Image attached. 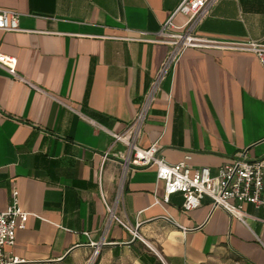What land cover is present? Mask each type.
Listing matches in <instances>:
<instances>
[{"label": "crops", "instance_id": "obj_1", "mask_svg": "<svg viewBox=\"0 0 264 264\" xmlns=\"http://www.w3.org/2000/svg\"><path fill=\"white\" fill-rule=\"evenodd\" d=\"M180 1L0 0L18 12L20 31H0V54L16 60L21 77L0 67V211L17 191L21 208L37 215L7 256L90 264L97 250L93 264H264V224L212 209L207 196L189 212L178 192L164 202L154 168L124 174L127 148L111 135L144 108L170 50L150 39ZM196 32L264 44V0H219ZM136 145H155L169 164L190 153L192 168L212 174L240 154L263 159L264 73L255 54L183 49L152 93Z\"/></svg>", "mask_w": 264, "mask_h": 264}, {"label": "built area", "instance_id": "obj_2", "mask_svg": "<svg viewBox=\"0 0 264 264\" xmlns=\"http://www.w3.org/2000/svg\"><path fill=\"white\" fill-rule=\"evenodd\" d=\"M219 0H181L178 6L164 20L152 42L166 44L170 47L168 58L164 64L160 76L154 83V88L148 96L144 108L136 115L124 132H111L115 142L126 146L124 156L125 169L154 168L156 180L164 186L163 201L168 202L173 193H180L183 197L181 208L189 212L198 208L203 197L211 199V208H219L231 217L245 222L252 218L264 224V158L260 160H247L244 155L231 159L222 164L215 174L211 173L208 166L192 168L190 165L191 154L187 153L182 160L169 164L158 155L155 145L141 148L136 145V138L140 131V125L144 117L145 109L152 97L153 91L158 86L169 66L176 62L183 49L193 48H241L255 54L258 63L264 73V44L257 41L229 42L200 35L196 27L208 15L209 9ZM182 15L180 24L174 22L176 15ZM0 31H20L18 24V12L11 9L0 8ZM142 35L146 32H140ZM16 60L10 56L0 54V67L8 74L21 78L15 70ZM82 117L97 129H105L94 120L82 115ZM160 201L157 200L156 203ZM252 205L261 211V216L249 214L245 207ZM110 215L112 207L108 206ZM37 216L21 208L18 202L17 191L12 193V202L6 209L0 211V264H20L22 259L15 256H7L5 248L11 245L15 239L17 230L24 229L29 216ZM168 222L174 223L171 217H166ZM134 237H139L137 231L123 224ZM158 256L159 252L152 249ZM97 250L94 251L96 253ZM91 261V260H90ZM164 263V261L162 260Z\"/></svg>", "mask_w": 264, "mask_h": 264}, {"label": "rangeland", "instance_id": "obj_3", "mask_svg": "<svg viewBox=\"0 0 264 264\" xmlns=\"http://www.w3.org/2000/svg\"><path fill=\"white\" fill-rule=\"evenodd\" d=\"M95 255H96V253H94V252H93V256H92V260H91L90 264H93V263H94V261H95V258H96V256H95Z\"/></svg>", "mask_w": 264, "mask_h": 264}]
</instances>
